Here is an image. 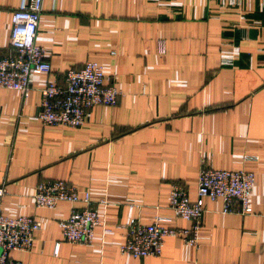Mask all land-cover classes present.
<instances>
[{"label": "crops", "instance_id": "1", "mask_svg": "<svg viewBox=\"0 0 264 264\" xmlns=\"http://www.w3.org/2000/svg\"><path fill=\"white\" fill-rule=\"evenodd\" d=\"M18 3L0 0V56L10 53ZM35 43L50 73L31 76L24 99L0 89L1 212L40 222L31 250L10 252L11 260L264 264V0H44ZM87 61L119 90L115 106L91 108L80 128L41 126V88ZM201 164L252 172L250 214H221L219 201L205 200L197 249L170 236L157 258L119 255L129 206L142 224L159 217L163 227H189L167 194L179 184L193 202ZM42 181L87 190L107 233L96 227L90 245L62 241L57 223L82 205L36 208Z\"/></svg>", "mask_w": 264, "mask_h": 264}, {"label": "built area", "instance_id": "2", "mask_svg": "<svg viewBox=\"0 0 264 264\" xmlns=\"http://www.w3.org/2000/svg\"><path fill=\"white\" fill-rule=\"evenodd\" d=\"M43 1L19 0L9 20L10 53L0 56V89L15 91L22 99L27 97L30 90L31 76L50 73L45 51L35 43ZM120 95L113 83H104L102 66L87 61L78 68L65 71L60 84L46 82L40 90L37 120L46 127L80 128L91 108L113 107ZM253 181L252 172L212 170L201 164L196 176L193 202L188 201L185 190L179 184L172 183L167 194L168 208L176 218L188 222L189 227H163L160 224L167 220L159 217L149 224H142L132 217V206H129L121 226L124 236L117 246L118 254L131 259L157 258L161 254L163 240L170 236H176L183 245L197 249L203 202L219 201L221 214H250L249 196ZM3 195L4 188L0 186V264H21L11 260L8 255L13 251L27 253L31 250L33 234L39 230L40 222L30 217L10 218L2 215ZM32 200L36 208L49 210L59 202L82 205L79 209L70 210L68 216L57 223L62 241L68 244L90 245L96 227L101 229L102 235L107 233L103 220L91 206L87 190L61 181H42L35 186ZM96 204L104 205L105 202ZM234 205L238 206L237 210L233 208ZM57 249L58 244L55 243L54 255Z\"/></svg>", "mask_w": 264, "mask_h": 264}]
</instances>
